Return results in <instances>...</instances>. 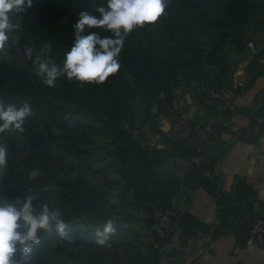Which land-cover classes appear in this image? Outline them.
I'll list each match as a JSON object with an SVG mask.
<instances>
[{
    "label": "rangeland",
    "instance_id": "rangeland-1",
    "mask_svg": "<svg viewBox=\"0 0 264 264\" xmlns=\"http://www.w3.org/2000/svg\"><path fill=\"white\" fill-rule=\"evenodd\" d=\"M102 4L105 0H97L88 12L98 15L96 8ZM77 19L62 14L56 23L44 27L38 24L37 10L33 11L30 22L37 39L18 41V36L11 32L5 48L0 50V63L13 75L37 77H41L34 63L37 55L42 62L62 67L64 53L75 40L73 25ZM15 20L22 23L24 18L19 16ZM39 31L48 35L41 44L43 49L50 45L51 52L38 49L37 40L42 39ZM88 31L111 35L100 28ZM256 33L264 36V0H167L164 13L155 22L134 28L124 45L144 48L153 44L161 54L182 62L197 53L202 72L216 70L227 86L244 44L248 41L256 44ZM28 46L33 49L31 58L25 54ZM109 76L133 82L132 75L121 65ZM194 82L199 81L192 79ZM79 83L64 75L56 80L57 85ZM180 87H173L165 107L158 112L152 106L146 114L145 100L140 95L132 97L129 100L132 123L119 122V125L149 146L163 147L150 126H160L174 135L170 128L180 116V105L174 104H178L177 98L185 85ZM160 99L165 97L160 95ZM25 103L30 106L28 116H32L36 101L30 96L18 95L2 106L21 107ZM105 108L102 103L92 106L68 103V112L59 125L39 123L23 133L9 129L0 132L2 144L8 149L7 166L0 171V198L32 195L37 211L47 204L61 213L67 225L65 235L55 230L40 233V242L32 246L29 264H157L149 224L160 210L152 203L134 205L133 198L122 193L124 180L118 168L132 159L123 162L116 155L106 129ZM179 120L183 124L185 119ZM26 136L36 140V144L31 146ZM34 171L36 175L31 176ZM84 194L91 196L95 208L110 214V218L94 221V215L87 213L67 221L66 215ZM109 220L113 230L102 234Z\"/></svg>",
    "mask_w": 264,
    "mask_h": 264
},
{
    "label": "trees",
    "instance_id": "trees-1",
    "mask_svg": "<svg viewBox=\"0 0 264 264\" xmlns=\"http://www.w3.org/2000/svg\"><path fill=\"white\" fill-rule=\"evenodd\" d=\"M96 1L33 0L32 5L27 7L23 14H12L13 23H17L16 17L24 18L22 23H17L20 28L12 32L18 36V41L36 40V30L30 22L33 11L37 10L38 12V24L49 27L56 23L62 14L71 18H79V13L88 11ZM39 32L42 39L41 41L37 40V45L42 52L41 43L47 40L48 35ZM146 45L144 48L124 45L119 54V64L132 75V83L125 78L116 79L108 76L102 83L81 82L62 85L55 83V86L49 87L43 82L42 77L25 74L13 75L4 64L0 63V106L18 95L30 96L36 101L33 105L32 116L25 118L24 130L21 132L14 128L9 129L23 133L32 130L39 123L59 125L62 117L68 112V103H78L81 106L102 103L106 106V129L115 145L116 155L123 162L128 158L132 159L127 165L118 168L120 176L124 180L122 193L131 196L134 205L152 203L161 211L165 208H172L174 196L181 189V179L168 175L166 162L179 151L183 154L190 153L189 150L182 147L184 138L180 133L169 135L168 131H164L160 126L151 125L152 133L160 137V143L163 145V147H152L147 142L135 138L130 131L119 125V122L131 125L133 114L129 100L132 97L140 95L145 100L146 114L150 113L152 106L157 107V112L162 111L165 101L169 100V93L173 87L182 86V84L189 87L192 79L200 81L206 77L207 73L202 72L197 53L190 60L182 62L161 54L153 44ZM160 95H163L165 100L160 99ZM228 113L226 112V114ZM25 138L31 146L37 142L29 136ZM0 143H2L1 138ZM195 169V166L190 164L185 176H189L191 170ZM196 177L206 178L202 172L197 173ZM212 186L215 190L214 182H212ZM1 198L11 200L9 197L2 196ZM232 200L227 205V199H225L221 206L226 209L227 214H235L240 211V207L235 206ZM87 213L94 215V221L97 218L102 220L111 216L96 209L92 197L84 194L79 204L72 207L66 215V219L71 222ZM179 225V236L183 232L191 234L190 226H199L193 219L186 227L181 223ZM155 252L157 263L162 253L160 248L155 249Z\"/></svg>",
    "mask_w": 264,
    "mask_h": 264
},
{
    "label": "crops",
    "instance_id": "crops-1",
    "mask_svg": "<svg viewBox=\"0 0 264 264\" xmlns=\"http://www.w3.org/2000/svg\"><path fill=\"white\" fill-rule=\"evenodd\" d=\"M255 38V51L251 52L244 44L242 56L233 69L248 72L246 89L236 90L231 83L226 86L234 104V109L228 111L231 125L221 129L215 139L206 140L202 153L185 148V136L193 124L203 122L213 107L196 106L193 117L184 118L185 124H180V116L174 115L177 118L170 130L174 135L181 130L182 147L190 153H175L172 171L167 168L168 175L181 179V189L171 204L175 211V232L160 248L162 255L157 264H186L189 256L193 258L188 264H264V245L246 244L248 226L241 209L227 214L214 199L213 181L206 176L196 177L206 170L220 177L227 205L233 198H239L252 213L264 218V36L257 34ZM195 85L194 82L185 87L174 106L195 96ZM190 164L196 169L185 176ZM192 219L199 226H190L191 234L183 232L179 236V223L186 227ZM200 239L203 241L199 244Z\"/></svg>",
    "mask_w": 264,
    "mask_h": 264
},
{
    "label": "clouds",
    "instance_id": "clouds-1",
    "mask_svg": "<svg viewBox=\"0 0 264 264\" xmlns=\"http://www.w3.org/2000/svg\"><path fill=\"white\" fill-rule=\"evenodd\" d=\"M33 0H0V50L5 48L9 34L18 30L20 25L13 23L12 14H23ZM167 0H105V4L96 8V13L81 11L74 27L75 40L64 53L62 67L57 64L42 62L35 57L37 74L49 86H55L59 76L75 78L81 82L102 83L120 68L119 54L124 47L125 38L136 27L155 22L165 10ZM100 28L111 33L101 36L88 29ZM42 52H51L47 45ZM25 54L31 58L33 49L25 48ZM30 106H0V132L14 128L23 131L25 118ZM8 149L0 143V171L7 166ZM32 172L31 176H35ZM67 225L58 210L47 204L37 211L32 195L11 200L0 198V264H29L33 245L40 242L41 232L55 230L65 235ZM113 230L109 220L103 227V233ZM103 243V241H100Z\"/></svg>",
    "mask_w": 264,
    "mask_h": 264
},
{
    "label": "built area",
    "instance_id": "built-area-1",
    "mask_svg": "<svg viewBox=\"0 0 264 264\" xmlns=\"http://www.w3.org/2000/svg\"><path fill=\"white\" fill-rule=\"evenodd\" d=\"M246 47L255 51L253 41H248ZM264 58V54H263ZM216 70L207 72L206 77L195 85V96L187 97L182 105L179 106L178 112L180 117L190 119L189 108L195 104L201 108L213 107L212 112L203 120L202 123L193 124L185 136L184 147L191 148L200 154L205 149V141L213 140L217 137L219 131L231 125V118L226 112L234 109L228 88L224 84V78L216 74ZM247 73L240 68L233 70L229 77L231 86L236 90L243 91L247 85ZM203 175L210 178L215 183L214 199L223 204L225 198L221 192V178L213 175L206 170ZM232 203L240 207L242 217L248 226V237L246 244L264 245V218L254 214L248 208V205L240 199L233 198ZM175 211L173 208L161 210L149 224V230L153 236V248H161L164 244L173 238L176 228L174 220Z\"/></svg>",
    "mask_w": 264,
    "mask_h": 264
},
{
    "label": "water",
    "instance_id": "water-1",
    "mask_svg": "<svg viewBox=\"0 0 264 264\" xmlns=\"http://www.w3.org/2000/svg\"><path fill=\"white\" fill-rule=\"evenodd\" d=\"M195 110H196V105H192V106H190V108H189V116H190V118L193 117V115H194V111H195ZM181 137H184V134H183ZM173 160H174L173 158H169V159L167 160V162H166V167L169 168V171H170V172L172 171ZM202 241H203V240L200 239V240L198 241L199 244L202 243ZM197 248L200 249V247H198V246H197ZM192 258H193V256H189V257L187 258L186 264H188L189 261H190Z\"/></svg>",
    "mask_w": 264,
    "mask_h": 264
}]
</instances>
